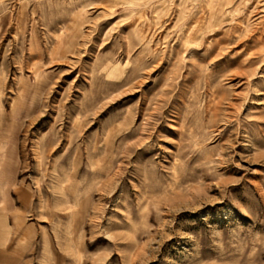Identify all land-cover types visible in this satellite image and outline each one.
<instances>
[{
  "label": "rangeland",
  "instance_id": "1",
  "mask_svg": "<svg viewBox=\"0 0 264 264\" xmlns=\"http://www.w3.org/2000/svg\"><path fill=\"white\" fill-rule=\"evenodd\" d=\"M0 264H264V0H0Z\"/></svg>",
  "mask_w": 264,
  "mask_h": 264
}]
</instances>
